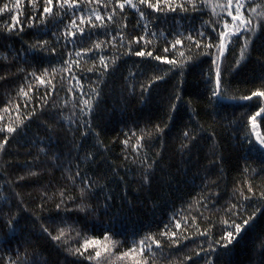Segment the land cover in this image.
<instances>
[{
    "label": "snow or ice",
    "instance_id": "obj_1",
    "mask_svg": "<svg viewBox=\"0 0 264 264\" xmlns=\"http://www.w3.org/2000/svg\"><path fill=\"white\" fill-rule=\"evenodd\" d=\"M24 8L32 10L26 19L29 27L37 30L38 37L22 49L24 55L21 56V50L12 49L7 41L24 31L20 19ZM129 10L134 16L130 15ZM176 13L183 14L181 19L189 21V26L182 31L176 28L179 24L177 17L169 15ZM0 14L10 15L11 20L0 28V40L5 42L0 44V48L7 53L3 60L8 62L0 65L5 69L0 81L8 83V73L13 78L22 76L17 96L25 98L24 108L33 105L26 119L29 122L39 121L37 127L44 129V137L28 139L22 135L27 127L23 120L0 126V168L5 175L14 177L5 181L8 193L0 197L3 201L0 203V251L4 253L0 255V264H106L112 258L121 264L129 259L131 264H201V261L203 264H217L222 258L221 253L226 254L230 246L238 242L239 236L252 226L257 214L264 215V191H261L260 203L246 218H242L241 223H236L233 217H241L242 211H248L240 202H250L255 192L251 183L247 184L246 189H234L235 202L226 203L218 210L226 217L220 220L226 231L220 240L209 242L207 238L215 223L210 216L205 217L200 208L207 210L209 203L215 207L220 193L214 191L218 187L217 182L206 178L204 189L196 201L198 207L190 204L188 216H173L170 225L163 226V231L133 239L131 246L124 251L120 249L125 247L126 240H113L110 245H102L99 240L85 236L82 243L78 239L75 241L78 246L70 242V233L75 232L78 237L86 233L89 218L98 213L107 215L115 199L110 190L105 191L107 184L100 182L106 179L107 173L98 179L85 175L89 167L100 161L96 159L94 150L85 149L82 143L75 141V135L78 132L81 139L89 135L93 127L91 119L102 95L99 85L106 83L110 69L114 71L118 61L125 56L150 58L170 64L179 70L181 76L189 63H195L202 55L208 56L212 65L209 83L213 85L210 99L239 102L256 98L259 101L258 110L247 117L250 136L254 137V141L248 137L246 139L249 151L264 158V131L260 130L257 122V117L264 114V75L253 82L255 90H250V94L229 95L230 90L225 86V74L238 72L242 66L253 62V58L264 73V0H26L24 7L21 0H8L0 6ZM205 14L209 15V19H203ZM197 17L200 20L198 26L193 22ZM161 19L164 23L170 21L168 29L157 27ZM45 36H51V40L44 39ZM169 36L173 39L169 40ZM150 37L157 40L163 38L166 45L162 48L163 55L155 54L156 49H150ZM56 45H61L64 51L58 52ZM235 47L239 48V56L225 67L227 54ZM183 48H187L188 54L179 51L182 59H169L170 51ZM57 55L60 56V69L53 66L51 60L48 67L42 66L45 59ZM82 60L85 64L90 61L91 66L82 67ZM157 67L158 64L149 71H155ZM13 68L15 71H12ZM88 74L95 76V81ZM165 76L156 75L148 83L140 84L143 100L147 101L148 97L144 94L150 92L153 84L165 79ZM85 79L88 80L87 89ZM41 88L44 91L37 96ZM61 91L71 100V115L67 117L63 115V109L68 107L69 99H65L63 105H58L54 99ZM173 99L178 102L181 97L174 93ZM12 101L10 96L8 104L11 105ZM20 108L21 105L16 104L18 115ZM170 108L175 111L176 103H172ZM10 110L9 107L4 109L5 112ZM65 122L73 135V140L65 145L67 156L63 151L54 152L51 147L53 138L58 136L56 125L63 130ZM163 133L164 128L157 125L155 134L162 136ZM132 135L136 136L135 133ZM152 136L153 132L145 133L142 130L141 135L136 136L135 145H132V162L139 165L142 187L151 186L158 164V159L149 160L146 154V149L151 147L148 141ZM17 137L20 140L17 141ZM13 141H17L18 148L26 149L24 156L32 159L20 161L18 158L22 153L10 151ZM196 142L197 134L184 131L181 151L191 153L197 146ZM123 144L127 147L129 140L125 139ZM33 148L38 149L35 154L31 150ZM142 150H145L143 156L140 155ZM156 157L160 158V152H156ZM124 158L128 159V156ZM219 159L222 158L216 157L210 163L215 164ZM55 172L61 174L64 183L59 187L50 183L41 185L38 207L27 206L16 188L25 183L39 182L45 173ZM112 173L115 174V169H112ZM46 209L53 214L45 217L43 213ZM205 219L211 227L201 229L198 221ZM192 225L195 226V236L186 235ZM105 233V240L119 235L111 227L106 228ZM198 237L205 238L207 248L204 243H197ZM257 239L261 248L259 264H264V232ZM189 244H195V247L190 248Z\"/></svg>",
    "mask_w": 264,
    "mask_h": 264
},
{
    "label": "trees",
    "instance_id": "obj_2",
    "mask_svg": "<svg viewBox=\"0 0 264 264\" xmlns=\"http://www.w3.org/2000/svg\"><path fill=\"white\" fill-rule=\"evenodd\" d=\"M6 2L8 0H0V6ZM218 2H223V0H218ZM25 3L26 0H21L22 7ZM219 11L218 8L217 12ZM207 12L208 10L205 9V13ZM129 13L134 16L131 10ZM30 14H32V10L24 8V12L20 15L24 31L7 41L12 49L21 50V56L24 55L22 49L33 43L38 37L37 30L29 27V22L26 19ZM169 15H175L179 20V24L176 25L177 30L182 31L184 27L189 26L187 19H181L183 14ZM203 19H209V15L205 14ZM10 22V15L0 14V28ZM193 22L198 26L199 17ZM169 23H164L161 19L157 27L168 29ZM150 27L152 26L150 25ZM43 38L51 40V36ZM150 39H152L150 49H156L155 54L163 55L162 48L166 46L163 38L157 40L155 37H150ZM168 39L172 40L173 37L169 36ZM3 43L5 42L0 40V44ZM56 47L58 52L64 51L61 45H56ZM179 51L188 54L187 48L178 49L176 52L170 51L169 59H182L179 56ZM193 51H196L195 48ZM6 54L5 50L0 48V65L8 63L3 60ZM238 56L239 48L235 47L234 51L227 54L224 66H230ZM49 60L57 69L61 68L59 55L48 57L42 66L48 67ZM157 64L158 67L155 71H149L152 66ZM81 65L87 68L91 66V62L85 64L82 60ZM36 67H41V65H36ZM169 69L172 70L169 71ZM12 71H15V68ZM211 72V60L208 56L203 55L195 63H189L184 68L183 76L179 75V70L174 69L170 64L135 56L123 57L118 61L114 71L110 69L106 83L99 85L102 95L99 97V107L95 109L91 119L93 127L89 131V135L83 139L77 132L75 141L82 143L85 149H92L97 153L96 159L100 163L89 167L85 175L98 179L107 173L106 179L100 182L107 184L105 191L110 190L115 199L112 202V209L107 215L98 213L95 217L89 218V228L86 233H82L79 237L75 232L70 233V242L74 246H78L75 244L77 239L82 243L85 236L89 239L99 240L102 245H110L113 240H126L125 247L120 249V251H124L131 246L133 239H139L149 233L155 235L159 231H163V226L170 225L173 216L177 218L188 216L190 204L198 207L196 201L204 189L206 178L217 182L218 187H215L214 191L220 193L215 207L209 203L207 210L200 208V211L204 212V216H210L215 223L211 235L207 238L209 242L220 240L221 235L226 231L225 226L220 223V220L226 217L222 211L218 212V210L226 203L235 202L234 189L241 187L246 189L247 184L251 183L255 192L253 200L240 202L243 207H247L248 211H242L241 217H233L236 223H241L242 218H246L260 203L259 194L264 191V158H261L258 153L249 151L250 146L246 139L248 137L254 141V137L250 136L247 117L255 114L259 107V101L256 98H253L252 101L239 102L210 99V89L213 87L209 83ZM133 73L135 75H132ZM4 74L5 69L0 68V75ZM165 74V79L157 81L153 84L150 92L144 94L148 97L147 101L143 100L140 84L148 83L149 79H154L156 75ZM8 75V83L0 81V116L3 117L0 126L16 124L23 120L27 127L23 129L22 135L28 139L33 136L44 137V129L37 127L39 121L29 122L26 119L27 113L33 105L30 104L27 109L24 108L25 98L17 96L22 76L13 78L11 73ZM261 75L264 73L255 63L254 58L253 62L242 66L238 72L225 74V86L230 90L229 95L250 94V90H255L253 82L257 81ZM88 76L95 81V76L91 74ZM84 84L87 89V79ZM125 87H127L126 91ZM43 91L44 89L41 88L36 95H40ZM174 93L180 95V101H174ZM10 96L13 98L11 105L8 104ZM54 99L58 105H63L64 100L69 99V105L63 109V115L70 116V97L61 91ZM172 103H176L175 111L170 108ZM16 104L21 105L19 115L15 110ZM5 107H9L11 110L5 112ZM257 122L260 125V130L264 131V114L257 117ZM157 125L164 128L162 136L155 134ZM56 128L58 136L54 137L51 142L52 150L57 153L63 151L67 156L65 145L73 140V135L68 130L66 122L63 125V130L60 125H56ZM142 130L145 133L153 132L150 141L146 137V141L151 145L146 149L148 159H158L150 187L141 186L139 165L132 162V145H135L136 136L141 135ZM184 131L197 134V146L191 153L181 151ZM132 133H135L136 136H133ZM125 139L129 140L127 147L123 144ZM18 140L20 137H17ZM17 141L12 142L10 151L21 152L22 155L18 158L20 161L31 160L32 157L23 155L26 149L18 148ZM31 150L33 154L38 151L35 148ZM156 152H160V158L156 157ZM140 155H145V150H142ZM125 156H128V159H125ZM216 157L222 159H219L215 164L210 163ZM112 169H115V174L112 173ZM121 177L124 179L121 180ZM12 178L14 177L5 175L3 169L0 168V197L8 193L5 181ZM49 183L51 186L59 187L64 181L59 172L45 173L39 182L25 183L22 187L16 188V192L20 193L27 206L37 208L40 203L41 185ZM49 195H52V192H49ZM0 203H3L2 199H0ZM49 207H53L51 203ZM52 214L53 212L47 209L43 213L45 217ZM198 222L201 223V229L211 227L206 219ZM108 227L113 228L119 235L105 240V229ZM227 230L233 229L227 228ZM262 232H264V215L257 214L252 226L239 236L238 242H234L226 254L221 253L222 258L217 261V264H259L261 248L257 238ZM185 234L195 236V226L192 225ZM204 241V237L197 238V243H204ZM189 247L194 248L195 244H189ZM204 247L207 248L208 244L204 243ZM3 254L0 251V255ZM106 264H121V262L112 258ZM123 264H131V259ZM201 264H203L202 261Z\"/></svg>",
    "mask_w": 264,
    "mask_h": 264
}]
</instances>
